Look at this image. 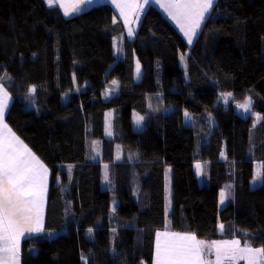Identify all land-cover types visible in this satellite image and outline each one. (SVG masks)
<instances>
[{
	"label": "trees",
	"instance_id": "16d2710c",
	"mask_svg": "<svg viewBox=\"0 0 264 264\" xmlns=\"http://www.w3.org/2000/svg\"><path fill=\"white\" fill-rule=\"evenodd\" d=\"M123 32L107 4L66 18L45 0H0V84L14 98L6 121L50 170L46 230L59 232L26 239L22 263L152 264L156 232L166 225L168 169L172 230L214 240L220 223H235L264 247V181L252 185L255 164L264 163V119L234 108L250 97L264 117V0H218L192 48L154 6L119 57ZM229 92L226 106L219 100ZM114 109L121 111L116 138L105 128ZM133 111L146 117L143 131ZM186 111L214 116L207 139L203 122L188 124ZM91 140L102 141L101 161L89 157ZM205 161L207 184L195 168ZM231 179L236 202L222 208L220 191Z\"/></svg>",
	"mask_w": 264,
	"mask_h": 264
},
{
	"label": "snow or ice",
	"instance_id": "6c2138e0",
	"mask_svg": "<svg viewBox=\"0 0 264 264\" xmlns=\"http://www.w3.org/2000/svg\"><path fill=\"white\" fill-rule=\"evenodd\" d=\"M49 7L58 5L63 9L64 15L81 11V5L90 3L91 0H45ZM145 3L148 0H144ZM215 0H171L162 5L181 27L188 42L192 43L197 30L201 28L207 14L214 8ZM125 23L129 25L128 35H134L130 26L131 21L125 8L143 9L142 4H117ZM138 19V15H137ZM119 50V49H118ZM185 57L182 55L181 60ZM136 72L140 74V64H136ZM114 86L117 81H112ZM32 86L30 93H35ZM227 101L232 93L221 94ZM9 94L0 84V264H19L20 238L25 233H39L43 231V204L47 190V167L31 153L26 145L12 133L4 123V112L8 107ZM252 100L246 98L244 104L239 105L246 112L250 109ZM110 115V114H109ZM185 117L190 118L186 111ZM144 118L136 115V123ZM264 119L257 114V120ZM107 134L111 135V121L107 125ZM96 142H94L95 144ZM119 158V157H118ZM198 171L201 165L197 164ZM104 179L108 180L107 165H105ZM260 173L257 172V176ZM226 199V193L221 191V203ZM223 230V224L219 225ZM243 231V230H242ZM91 233L92 229H88ZM115 232V229H113ZM156 257L155 264H237L238 261H246L247 264H264V247H252L245 242L241 246L238 239L205 242L197 238L194 233H156ZM215 253V261L204 259L205 251ZM82 259H86L82 257Z\"/></svg>",
	"mask_w": 264,
	"mask_h": 264
},
{
	"label": "crops",
	"instance_id": "0c3cea01",
	"mask_svg": "<svg viewBox=\"0 0 264 264\" xmlns=\"http://www.w3.org/2000/svg\"><path fill=\"white\" fill-rule=\"evenodd\" d=\"M217 1L218 0H215L214 7H215ZM68 2H71V0H68ZM170 2H171V0H148L147 3H145L144 0H91L90 3H86V4L81 5V11L76 12V13H72V14H70L68 16H65V15L64 16L66 18H72V17H75V16H77L79 14H82V13L92 9L93 7H95L97 5L107 4V5L112 6L113 9L115 10L116 14H117V21L122 24V27L124 29L123 34L118 37V41H117V46L120 47V52H118L117 54H118L119 57H122L124 55L123 52L125 51L124 48L126 47V44H127L126 42L127 41H133L137 37L138 32H139V30L141 28V25H142L144 16L147 13L148 9L150 7H152V6L156 7L158 10H160L162 12V14L166 17V19L182 35L184 40H188V38L184 35V32L181 30L180 25L175 20H173L171 16H169L168 11L165 9V7H162V5L170 3ZM118 3L119 4H132V5L139 3V4L143 5V9L142 10L141 9H134V8H131V9L130 8H125V12L128 14L129 19L131 21V25L130 26L134 30V35H132V36L128 35V27H129V25L125 23L124 16L121 15L120 9L117 8V4ZM56 6H58V5H56ZM60 9H61L62 13L64 14L63 9L62 8H60ZM213 9L210 10V12L207 14L205 21L201 25V28L197 30V35L193 37V39H195L196 42H197L199 36L201 35V32H202V30H203V28H204V26H205V24L207 22V19L211 15ZM137 15H138V19H137ZM30 151H31L32 154H34V152L32 150H30ZM97 152H98V156H96L95 159H93L92 157L90 158L94 162L101 161V159H102L101 146H100V148H99V150ZM88 153H90L89 147H88ZM91 154H92V151H91ZM120 154H122V152ZM225 154H226V152L224 151V155H223V158H222L224 161L226 160V157H225L226 155ZM123 155H124V158L126 160H129L130 162H132L134 160V157H135L132 153H124ZM92 156H93V154H92ZM35 157H37V156H35ZM257 163H263V162H257ZM197 164L201 165V171L197 170V168H196ZM104 168H105V166H104ZM195 168H196V172H197V175H198L200 181L202 183L207 184L209 182V180H210L211 162L210 161L198 162V163L195 164ZM107 169H108V165H107ZM257 172H261L262 173V177L264 178L263 168L260 171L259 170L256 171V177H257ZM48 173L49 174H48V178H47V190H46V193H45L44 204H43L44 211H42V214L44 213L43 222H45V231H47L46 230V217H47V209H48V197H49V193H48L49 192V187H48V185L50 184V171H48ZM166 177H167V174H166ZM256 177H255V180H256ZM166 182H167V180L165 178V209H166L167 189H168V187L166 186ZM171 185H172V173H171ZM221 191H224L226 193L225 201L223 203H221V200H220L222 208L225 207L226 205H228L229 203H235L236 202L237 187H236V183H235L234 179H231L230 181L226 182L223 185V188L221 189ZM221 191H220V193H221ZM171 194H172V192H171ZM171 198H172V196H171ZM166 212H167V209H166ZM221 224H223V230H221L220 227H219L220 238L214 239V240H205V239H200L196 235L197 238L200 239V240H203L205 242L238 239V240L241 241V246L242 247L244 246L245 242H248L249 244H251L252 247H255L254 244H253V241L251 239L246 238V237H244V236L239 234V232L237 231V228L235 227V223H230V224L220 223V225ZM165 231H167L169 233H180V234L189 233V232H176V231L172 230L171 229V222L168 223V221H167V214H166V225H165V227L163 229H161V230H158L157 232H165ZM43 234H45V232L44 233L43 232H41V233H25V236L20 238L19 264H23L22 263V248H23L24 241L26 239H28V238H32V237L43 235ZM156 239H157V237L155 236L154 255H153V259H152V264H155ZM256 248H258V247H256ZM204 259L205 260H209V261H215V253H214V251L212 253H208L207 250H206L205 254H204ZM142 263L148 264L146 259H143ZM237 264H247V262L241 260V261H238Z\"/></svg>",
	"mask_w": 264,
	"mask_h": 264
},
{
	"label": "rangeland",
	"instance_id": "374dc122",
	"mask_svg": "<svg viewBox=\"0 0 264 264\" xmlns=\"http://www.w3.org/2000/svg\"><path fill=\"white\" fill-rule=\"evenodd\" d=\"M185 42L189 46V48H192L196 44V40L195 39L192 40V43H189L188 40H185ZM116 52L117 53L120 52V47L117 46V44H116ZM123 53H125V51ZM182 55L185 57V59H184V61H182L181 60V57H180V63H181L182 68L185 69V67H186V55H184V54H182ZM140 72H141V66H140ZM5 89L7 90L8 94H9V100H8V107H7V109H5V112H4V118H3V120H4V123H6L8 125V127L11 129V131L13 133L14 130L7 123L6 116H7L8 112H9V110H10L12 104H13L14 98H13L12 94L9 92V90L7 88H5ZM115 90H116V86L112 85V87L108 91L109 96L113 95ZM232 98H233V96H230V97H228V100L225 101L222 98V95H221L219 101L222 102L223 104H225L226 106H228L231 103ZM245 102H246V100L243 101V102L235 103L234 104L235 111L238 114H240L242 117H245V118H248V117H250L252 115H255L256 118H257V112L254 110V102H253V100H252V105H251L250 109L247 112L243 108H240L239 107V105L244 104ZM171 109H173V108L171 107L170 110ZM120 114H121V111L120 110H117V109H114V110L109 111V112L106 113V116H105L106 134H107V125H108L109 119L111 121V131H112V134L111 135H108L107 134V136L116 138L119 135V132H120V126H119ZM189 114H190V118L185 117V120H186V122L188 124H190L191 122H196L197 125L200 126L199 122H203L205 130L200 133L201 136L205 137L207 134L208 135L211 134V131L213 130V128L216 125V120H215L214 116L211 113H205L203 115H192L191 113H189ZM136 115L142 116L144 118L139 124L136 123V120H135V116ZM146 122H147V119H146V117L142 113H140L138 111H133V126H134V128L136 130L143 131L145 129L146 125H147ZM257 122H259V120H257ZM14 134H15V136H17L22 141L23 145H26L31 150V148L24 142L23 139H21L15 132H14ZM254 134H255V131H252V133L250 135L251 143L254 142V139H255ZM207 138H208V136H206V139ZM94 142H96V143L94 144ZM100 146H102V141L101 140H95V141H92L91 140V143H89V151H90V153H88L89 154V157H92L93 159H95L96 156H98V152L97 151L99 150ZM91 151H92L93 156L91 154ZM35 156H37V155L35 154ZM38 160L40 162H42L47 167V165L44 163V161L40 157H38ZM65 168L68 171L71 172L74 169V165L67 164ZM262 168H263V171H264V163H256V169L257 170L260 171V170H262ZM47 169H48V171H50L48 167H47ZM105 170L106 169L104 168V174H105ZM107 173H108V180L106 181L104 179V185L105 186H108L109 185V181H110L108 169H107ZM259 173H260L259 176L256 177V175H255L256 180H254V182L252 184L253 187L259 186L264 181V178L262 177V173L261 172H259ZM166 180H167L166 186L168 187V189H167V201H166V209H167L166 214H167V221H168V223H170L171 222V219H170L169 213H170L171 208H172V198H171V196H172V194H171V192H172V185H171V170L170 169H168V171H167ZM49 186L50 185H48V187ZM43 211H44V208H43ZM43 215H44V213L42 214V217H43ZM41 232H43V233L45 232V235H47L50 238L56 237L59 234V232H57V231H45V222H43V231H41ZM41 232H39V233H41Z\"/></svg>",
	"mask_w": 264,
	"mask_h": 264
}]
</instances>
